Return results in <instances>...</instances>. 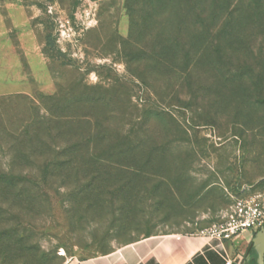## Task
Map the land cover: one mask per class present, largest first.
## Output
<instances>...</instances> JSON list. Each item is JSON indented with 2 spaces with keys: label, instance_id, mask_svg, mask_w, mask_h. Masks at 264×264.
<instances>
[{
  "label": "rangeland",
  "instance_id": "374dc122",
  "mask_svg": "<svg viewBox=\"0 0 264 264\" xmlns=\"http://www.w3.org/2000/svg\"><path fill=\"white\" fill-rule=\"evenodd\" d=\"M222 2L177 60L170 2L0 0V264L202 235L264 192V0Z\"/></svg>",
  "mask_w": 264,
  "mask_h": 264
},
{
  "label": "crops",
  "instance_id": "0c3cea01",
  "mask_svg": "<svg viewBox=\"0 0 264 264\" xmlns=\"http://www.w3.org/2000/svg\"><path fill=\"white\" fill-rule=\"evenodd\" d=\"M253 236L249 231L225 241L209 240L201 235L151 236L77 264H225L226 258L239 253L245 257Z\"/></svg>",
  "mask_w": 264,
  "mask_h": 264
},
{
  "label": "trees",
  "instance_id": "16d2710c",
  "mask_svg": "<svg viewBox=\"0 0 264 264\" xmlns=\"http://www.w3.org/2000/svg\"><path fill=\"white\" fill-rule=\"evenodd\" d=\"M171 4V22H175L174 35L171 36V46L174 48V58L177 60H191L198 53L202 45L200 32L207 25V20L218 10H222V1L225 0H161ZM222 2V3H220ZM229 2V1H228ZM227 8V7H226ZM173 56V55H172ZM187 65V64H186ZM185 65V66H186ZM183 72L188 71V67ZM250 242L242 264H256L254 259L246 263L251 254Z\"/></svg>",
  "mask_w": 264,
  "mask_h": 264
},
{
  "label": "built area",
  "instance_id": "2783aa9c",
  "mask_svg": "<svg viewBox=\"0 0 264 264\" xmlns=\"http://www.w3.org/2000/svg\"><path fill=\"white\" fill-rule=\"evenodd\" d=\"M264 225V192L240 198L225 214L223 221L202 232L209 240H232L244 231L253 235ZM243 253L234 258H226L225 264H242Z\"/></svg>",
  "mask_w": 264,
  "mask_h": 264
},
{
  "label": "water",
  "instance_id": "95a60500",
  "mask_svg": "<svg viewBox=\"0 0 264 264\" xmlns=\"http://www.w3.org/2000/svg\"><path fill=\"white\" fill-rule=\"evenodd\" d=\"M250 259H254L256 264H264V225L252 238V251L247 257L246 263H248Z\"/></svg>",
  "mask_w": 264,
  "mask_h": 264
}]
</instances>
